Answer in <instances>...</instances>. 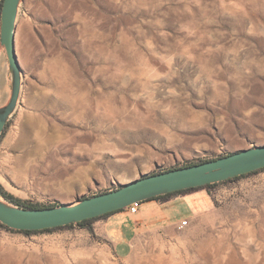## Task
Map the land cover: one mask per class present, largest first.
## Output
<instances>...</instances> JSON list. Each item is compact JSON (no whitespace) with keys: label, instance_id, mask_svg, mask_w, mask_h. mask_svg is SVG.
<instances>
[{"label":"rangeland","instance_id":"rangeland-1","mask_svg":"<svg viewBox=\"0 0 264 264\" xmlns=\"http://www.w3.org/2000/svg\"><path fill=\"white\" fill-rule=\"evenodd\" d=\"M15 49L0 185L21 200L74 203L264 144V0H21ZM0 63L1 107L2 48ZM207 191L195 231L150 233L126 259L84 228L0 226V264H264V170ZM176 210L190 213L182 202L163 214Z\"/></svg>","mask_w":264,"mask_h":264},{"label":"water","instance_id":"water-1","mask_svg":"<svg viewBox=\"0 0 264 264\" xmlns=\"http://www.w3.org/2000/svg\"><path fill=\"white\" fill-rule=\"evenodd\" d=\"M20 1L2 0L0 8V45L4 48L10 81L9 99L0 107V134L15 111L20 95L22 69L15 49ZM263 167L264 144L203 163L143 176L116 189L50 208H21L0 197V223L16 230L63 226L123 209L157 195L220 182Z\"/></svg>","mask_w":264,"mask_h":264},{"label":"crops","instance_id":"crops-1","mask_svg":"<svg viewBox=\"0 0 264 264\" xmlns=\"http://www.w3.org/2000/svg\"><path fill=\"white\" fill-rule=\"evenodd\" d=\"M182 202L187 204L190 213L180 214L176 210L170 215L163 214L164 208H173ZM211 204L207 189L197 188L185 193L173 194L164 199L144 200L135 207L134 212L126 207L117 210L96 219L93 222V230L96 235L111 245L116 257L126 259L150 233H162L179 240L183 234L195 231L201 225L202 217L207 214L204 209H209ZM182 220L187 222L180 227Z\"/></svg>","mask_w":264,"mask_h":264},{"label":"trees","instance_id":"trees-1","mask_svg":"<svg viewBox=\"0 0 264 264\" xmlns=\"http://www.w3.org/2000/svg\"><path fill=\"white\" fill-rule=\"evenodd\" d=\"M1 3H2V0H0V8H1ZM0 48L4 49L1 45H0ZM2 133H3V131H2ZM2 133L0 134V137H1ZM229 154H231V153H227V154L222 155V156H226V155H229ZM222 156H219V157H222ZM219 157L198 159L196 161L188 162L186 164H183L181 166L170 167V168H167V169L162 170V171L152 172V173H150L148 175H153V174L169 171V170L180 168V167H187V166H191V165H194V164L203 163V162H206V161L214 160V159L219 158ZM262 170H264V167L260 168V169H257V170H254L252 172H248V173H244V174H241V175H238V176H234L232 178H229V179H226V180H223V181H220V182L206 184L204 186H199V187H194V188L181 189V190H178V191H173V192H169V193L162 194V195H157V196H154V197H152L150 199H159V198L164 199V198L169 197L170 195L178 194V193H185V192L197 189V188H206V189H208L209 187L214 186L216 184L230 182V181H233V180L238 179L240 177L248 176V175H250L252 173H256V172H259V171H262ZM0 197L3 198L4 200H6L7 202L11 203V204H14L15 206H18V207H21V208H26V209H42V208H50V207L58 206L57 204L31 203V202H27V201L21 200V199L15 197L14 195H12L11 193L7 192L1 185H0ZM86 197H90V196H82L79 200L84 199ZM146 200H148V199H146ZM118 210H120V209H118ZM113 212H115V211L108 212V213L102 214V215L97 216V217L84 219V220L78 221L76 223L67 224V225H63V226L52 227V228H44V229H41V230H16V229H12V228H10V227L2 224V223H0V226L5 228L6 230H9V231H12V232H20V233H23L25 235H30V234L39 233V232H50V231H54V230L61 229V228H66V227H79V228L86 229L92 236H94L93 222L96 219L104 217L106 215H109V214H111Z\"/></svg>","mask_w":264,"mask_h":264},{"label":"bare ground","instance_id":"bare-ground-1","mask_svg":"<svg viewBox=\"0 0 264 264\" xmlns=\"http://www.w3.org/2000/svg\"><path fill=\"white\" fill-rule=\"evenodd\" d=\"M1 66L3 67V65H1V63H0V71H1ZM114 116H116L115 113L107 112V113L100 115V118H102L103 120H109V119L113 118Z\"/></svg>","mask_w":264,"mask_h":264},{"label":"built area","instance_id":"built-area-1","mask_svg":"<svg viewBox=\"0 0 264 264\" xmlns=\"http://www.w3.org/2000/svg\"><path fill=\"white\" fill-rule=\"evenodd\" d=\"M130 210L132 211V212H134L135 211V207H134V205L132 204V205H130ZM186 222H187V220H182L181 222H180V227H182L183 225H185L186 224Z\"/></svg>","mask_w":264,"mask_h":264}]
</instances>
